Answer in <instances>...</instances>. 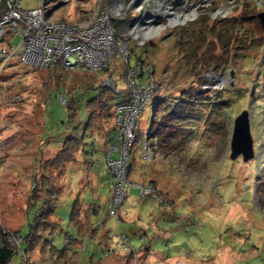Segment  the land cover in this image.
<instances>
[{"label": "rangeland", "instance_id": "1", "mask_svg": "<svg viewBox=\"0 0 264 264\" xmlns=\"http://www.w3.org/2000/svg\"><path fill=\"white\" fill-rule=\"evenodd\" d=\"M21 5L37 7L40 0H22ZM58 6L59 20L86 23L105 14L121 19L113 29L118 38L130 41L133 52L140 50L142 41L155 39L157 48L152 47L149 54L157 66L158 91L140 112L136 139L129 147L128 182L132 184L127 182V196L119 208L123 220L117 221L112 214L105 218L113 185H108L107 150L104 152L101 135L107 136L112 128L110 105L92 112L89 128L97 135H84L79 126L86 122L85 103L95 91H79L77 112L70 120L69 109L60 104L57 91L50 89V76L59 77V72L23 62L17 31L3 36L0 50L14 46L18 51L8 63L2 65L0 60V228L8 234L19 230L26 235L42 207L35 199L42 197L49 181L48 186L58 191L54 204L57 224L42 233L46 234L44 241L48 240L46 246L38 244L42 240L38 231L32 238L27 236L29 246L24 250L27 243L23 237V253L14 254L9 264L21 260L65 264L70 257H75V264H123L128 247L139 248L144 242L132 235V245H117L119 237L127 227L134 232L139 225L150 229L149 235H156L151 238L155 250L148 257L150 264H264V27L259 18H245L264 10V0H74ZM3 8L1 1L0 14ZM208 14L216 20L225 16L245 19L239 32L246 28L253 38L246 44L233 42L229 50H223L227 46L207 27L203 16ZM201 29L198 39L191 38L193 50H187L188 45L183 44L188 33ZM134 55L131 67L136 66ZM212 57L219 61L206 60ZM112 66L120 86L126 87L124 67L128 64L118 51ZM60 78L72 91L79 75L63 74ZM210 94L217 101L215 96L222 95L229 104L216 102L218 109H212L204 102ZM122 97L116 95L115 101ZM233 98L237 99L235 106ZM167 107L174 111L165 120L167 128L163 130L159 120L151 126L153 117L159 119ZM244 108L250 112L255 149V156L248 161L241 155L230 157L234 118ZM199 111L208 117L199 119ZM187 113L190 120L182 117ZM73 130L81 137L71 133ZM144 139L157 151L153 161L142 159ZM108 140L118 143L115 133L109 134ZM137 183L148 188L156 184V194L142 195ZM30 200L33 203L28 209ZM76 202L82 205L81 212L84 205L95 204L101 209L91 215L88 212L89 228L93 225L97 234L107 231L112 247L120 248L119 258L97 259L104 254L99 237L88 236L78 247L75 240L80 235L71 220ZM70 238H75L73 243H68Z\"/></svg>", "mask_w": 264, "mask_h": 264}, {"label": "built area", "instance_id": "2", "mask_svg": "<svg viewBox=\"0 0 264 264\" xmlns=\"http://www.w3.org/2000/svg\"><path fill=\"white\" fill-rule=\"evenodd\" d=\"M1 1L4 2V8L0 14V41L9 31H17L21 38L20 57L23 62L42 69L60 61L67 70L84 68L89 71H100L107 74L103 83L119 91V80L112 76V61L115 51H118L127 63L126 54L129 47L126 40L117 38L108 14L96 16L83 23L59 20L56 16L60 10L59 4H68L74 0H40L39 6L29 8L22 7V0ZM50 3L57 5L48 6ZM17 51L18 48L14 46L2 48L0 58L4 63L8 62ZM142 67L153 71V65L148 61L138 62L136 68ZM135 72L136 70L130 67L124 75L131 98L115 108L118 143L110 141L106 154L107 164L113 173L111 198L117 209L127 194V170L131 153L129 147L136 139L140 112L156 89L153 75L149 77L148 83L142 84L134 78ZM60 101L65 104L66 98L61 96ZM147 135L145 133V136ZM143 148L142 159L151 161L155 158V149L148 139H144ZM116 152L118 157L114 155ZM153 190V187L142 186L143 194ZM22 238L23 236L19 234H8V239L19 248ZM121 238L127 243L125 235H121Z\"/></svg>", "mask_w": 264, "mask_h": 264}, {"label": "trees", "instance_id": "3", "mask_svg": "<svg viewBox=\"0 0 264 264\" xmlns=\"http://www.w3.org/2000/svg\"><path fill=\"white\" fill-rule=\"evenodd\" d=\"M254 12H256V11H253L252 13H254ZM203 17L206 19V24H207V27L209 28V31L211 30L216 35H218L219 39L221 40V42L223 44V47H224V45H225V47L227 46V48H222L223 50H229V46H230V44H233V42L234 43L237 42L239 44H246L249 42L250 37L253 38V36L249 33V30H247L245 27L244 28L246 31L239 32V30H240L239 24H245L247 19L246 20L241 19V20L237 21V20L232 19V18L228 19V17L225 16L227 19L225 17H222V19L219 18L218 20H216V19L211 18L209 16V14H208V16H203ZM120 21H121V19H118V18L111 19L112 26L117 25ZM203 31L204 30L201 29L197 33H194L193 35L188 33V35H187L188 38L186 40V43L183 44V45H186V44L188 45L187 50L188 49L193 50L191 38H197L198 39L201 35V32H203ZM182 34L184 35L183 31H182ZM3 40L4 39L2 37V41ZM154 40L148 41L151 43V45H149L147 43V45L145 44L144 47L139 44L140 50L138 52H133L134 50L132 48H134V47H132L130 45V41H128L129 50L126 54V59L128 62L127 63L125 62V64H128V66L124 67L125 68L124 69V75L128 71V69L131 67L129 65L130 57L134 53L135 54L134 56L136 59V65L138 64V62L146 63L148 61L150 64L153 65V69H154V71H149L146 67H142V69H137L136 66L132 67L136 70V72L134 74V78L136 80H137V78H139L138 81H139V83H142V84L148 83L149 77L151 75H153L154 79L156 78L158 80L157 75H156L157 66L154 65L153 61L151 60L152 58L150 59L151 56L149 54L151 51V48L152 47L154 48L156 46L155 45L156 43L154 42ZM238 46H241V45H238ZM156 48H157V46L154 48V50H156ZM201 59H204V58H201ZM0 60H2V59H0ZM206 60L209 62L210 61H215V62L219 61L217 59H214V57H212L211 59H206ZM122 61H124V60L122 59ZM1 64L2 65L4 64V60H2ZM112 68H113V66H112ZM42 69H47L50 71H58L59 72V74H60L59 77L55 76L54 74H52L50 76L51 83L53 85V87H50V89H54L57 91L58 100H59L60 104L64 108L69 109V113L71 115L70 120H72V117L74 119V116L76 115V112H77L78 101L76 99V95L79 93V91L81 92V89L83 91H88V90H94L95 91V94L92 97L88 98V100L85 103L86 116H87L86 122H84V125L79 126V127H83L84 135L87 134L88 132H91L92 134L97 135V133H95L93 129L89 128V125L91 124L90 117L92 115V112L94 110H96L97 108L102 109V108H105L106 105H110L108 120L111 122L112 128L108 132L107 136H106V134L101 135V137L103 136L102 142H104V146H106L105 147L106 149L104 152H106V150H108L107 146L110 142L108 140L109 134L115 133V138L117 139L116 134L118 131H117V124H116V117H115V108L117 105H119L125 101L130 100V98H131L130 88L127 85H126V87L120 86L119 91H114L111 87L102 83L103 79L105 78L104 75L106 76L107 74H104L103 72H100V71H89V70H78V69L67 70L60 63V61H57L54 65H51L49 67H44ZM63 74L79 75L78 84H76L75 86L73 85L72 91H68L69 89L63 85L64 84V83H62L63 78H60ZM112 76H117L114 74L113 70H112ZM144 77L146 79L145 81L142 80V78H144ZM229 87H231V85L228 86V88ZM217 91H215V92H217ZM48 94H49V91L47 92V95L44 98V102H43L42 106H45L46 98L48 97ZM119 94H122L123 97L120 100L115 101V96L119 95ZM61 96H64L66 98L65 104H63L60 101ZM211 96L212 95L210 94L209 97H207V100L204 102H207L212 109H218L216 102L220 103L222 105L225 102L229 104V99L223 98L222 95L217 94V96H215V98H219L218 101H217V99H214V97H211ZM232 101H233V104L235 106L237 99L233 98ZM232 101H230L229 106H232ZM96 105H98L100 107H97ZM106 109H108V108H106ZM167 109H169V107L162 110L163 113L159 117V119L157 117H154V119L152 121V126H153L155 121L159 120V125L162 126L163 130H165L167 128L168 124L166 123L165 120L168 119L167 116H170L174 112L173 109H171V108L168 111H167ZM230 110H229V113L231 114ZM229 113H228V115L231 116ZM182 117H185L186 119H189V120L191 119V117L188 113ZM198 117H199V119H203V118H207L208 115H205V114H203L202 111H199ZM74 132L76 133L75 134L76 136H79L78 131L76 132L73 130L71 133L74 134ZM156 134H157V132H156ZM79 137H81V136H79ZM84 151H85V149H84ZM87 155H88V153L85 151V156L87 157ZM115 157H118L117 152H116ZM154 159H152L151 161H153ZM104 162L106 164L105 160H104ZM105 166H106L108 177L110 178V182L108 181L109 182L108 185L111 188V186L113 185V173H112V171H110V168L107 167V165H105ZM99 174H98V177H100ZM127 177H128V171H127ZM100 179H101V177H100ZM49 183H52V182L49 181ZM49 183H47V186H46L47 189L46 190L44 189V191L42 190L43 191V193L41 194L42 197H40L39 199H35V200L39 201V203L42 207L39 210H37L35 222L30 224L29 232L24 236L19 233V230L15 231V233H13V234H19L20 236L25 237V243H27V236H30L32 238V237L36 236V232L39 231L38 235L40 236L39 237L40 239L42 238V240L38 244H40L42 246L41 248H43V246H46V243L48 241L47 239H46V241H44V236L46 234L43 235L42 233L43 232L45 233L46 229H49V227L53 228V226L55 224H57L54 221V220H56V218L54 217V204H55V198L58 197V195H57L58 191H57V188L53 184L52 185L55 187V189H53L54 187L52 188L51 186H48ZM128 183L132 184L130 182H128ZM99 186H102V184H100V182H99ZM137 186H139L142 189L143 185L141 184V185H137ZM156 186L157 185L155 184V187H154L155 190L157 189ZM97 187L98 186H96V188ZM126 187H127V182H126ZM34 188L36 189V187H34ZM110 193L111 192L109 191V196L107 198L108 202L106 201V208H105V215L104 216L106 218L107 216L112 214L116 217L117 221L123 220V218L121 217V214L119 212V209H117L115 207V203L112 200ZM142 195H144L143 192H142ZM32 200H30L28 209L33 203ZM81 207H82V205L79 202H76V204L74 205V209H73V213H72V217H71V220L76 225L78 233L80 236L78 238H76V240H75V238H70L68 240V243H73V241L75 240V242H78V247H82V244L84 242V238H86L88 236L90 238L99 237L101 239V244H102L101 248L103 249L104 254L100 255L101 257L100 256L97 257V259L101 260L102 257H108V260L111 257L119 258L120 248H119V246L115 247V248L112 247L111 237L108 236L107 231L104 230L103 232H99L97 234L98 231L95 229V227L93 225L91 226V228H89L88 221H90V218L87 216L88 212H90V215H91L93 213H99L101 211V209L99 210V207L95 204H92L87 208L84 205L85 208H84V210L82 209V212H81ZM104 223H105V220H103L101 222V224H104ZM155 226L159 229H161L163 227V226L159 227L160 225H158V224H155ZM38 227H42L43 231H40ZM139 227L140 228H138V230L134 231V232L132 230H130L129 227H127L126 230H124V232L121 233L123 235H126V233H127L126 242L127 243L129 242L130 245H132L131 244V236L132 235H134L135 238L139 237L144 242V244H142V246H140L139 248H135L133 245H132L133 248L127 246L129 249L128 256H127L128 259H126V261L123 264H134L135 258L137 259L136 264H150L148 261V257H149V255H151L152 251L155 250L153 248V244H152L151 240L153 238H155L156 235L155 234L149 235L148 233H149L150 229H148L146 227H143V226L141 227L140 225H139ZM6 231L7 230H5L4 228H0V264H9V262L12 260V258L14 256V254L18 255V253H20V252L23 253V250L21 248L13 245V243L8 239V236H7L8 233ZM119 238H120L119 240L122 242L118 241L117 245L125 243L121 237H119ZM147 239H149V241L147 243H145V241ZM21 244H22V242H20V245ZM28 246H29V244L27 243V249H24V250H28ZM134 249H136V251H134ZM135 252L137 253V255ZM70 258L65 259L66 260L65 264H75V262H76L75 257H70ZM21 259H22V256H21ZM24 262L25 261L21 260L20 264H28L29 263L28 260H27V262H25V263ZM98 264H104V262L99 261Z\"/></svg>", "mask_w": 264, "mask_h": 264}, {"label": "water", "instance_id": "4", "mask_svg": "<svg viewBox=\"0 0 264 264\" xmlns=\"http://www.w3.org/2000/svg\"><path fill=\"white\" fill-rule=\"evenodd\" d=\"M245 18H259L261 25L264 27V10L246 16ZM230 148V157L232 159L242 155L243 160L248 161L255 156L253 136L251 133L250 112L247 108L241 110L234 118Z\"/></svg>", "mask_w": 264, "mask_h": 264}, {"label": "clouds", "instance_id": "5", "mask_svg": "<svg viewBox=\"0 0 264 264\" xmlns=\"http://www.w3.org/2000/svg\"><path fill=\"white\" fill-rule=\"evenodd\" d=\"M61 6V5H60ZM260 11H262V10H260ZM117 35V34H116ZM118 37V36H117ZM128 42V41H127ZM145 42V43H144ZM137 43H139V42H137ZM148 43V41L146 42V41H142V43H139L140 45H145V44H147ZM128 47H129V45H128ZM1 59V58H0ZM11 60V59H10ZM9 60V61H10ZM8 61V62H9ZM8 62H5L4 64H6V63H8ZM83 69V68H82ZM87 70V69H86ZM153 71H154V69H153ZM116 77V76H115ZM117 78V77H116ZM154 78V77H153ZM118 79V78H117ZM104 80V79H103ZM119 80V79H118ZM154 81L156 82V89L154 90V92H153V94H152V97L154 96V93L156 92V91H158V85H159V83H158V80L155 78L154 79ZM124 82H125V80H124ZM137 82H139V81H137ZM103 83V82H102ZM119 83H120V81H119ZM119 86H120V84H119ZM115 91V90H114ZM157 93V92H156ZM151 97V98H152ZM150 98V99H151ZM149 99V100H150ZM126 102V101H125ZM146 104V103H145ZM143 108H144V106H143ZM115 117H116V113H115ZM154 118V117H153ZM153 121V120H152ZM152 126V125H151ZM147 133V132H146ZM147 136H149V139H150V134L149 135H147ZM148 139V140H149ZM117 140V139H116ZM151 140V139H150ZM110 143V142H109ZM155 149V148H154ZM155 152H156V156H157V151L155 150ZM106 154H107V152H106ZM131 154V153H130ZM156 156H155V158H156ZM242 156V155H241ZM243 157V156H242ZM129 159H130V157H129ZM154 159V158H153ZM106 161H107V159H106ZM108 165V164H107ZM129 165H130V162H129ZM109 167V166H108ZM129 168V167H128ZM128 171V170H127ZM127 182H128V177H127ZM137 184H139V185H141L140 183H137ZM136 184V185H137ZM144 187L146 186V185H143ZM151 187V186H150ZM156 190L154 189L153 191H151V192H149V193H155L156 194ZM146 194H148V193H146ZM126 196H127V194H126ZM125 200V199H124ZM124 202V201H123ZM123 202L121 203V205L123 204ZM120 205V206H121ZM120 208V207H119ZM121 235H123V234H121ZM126 237H127V235H125ZM121 237V236H120Z\"/></svg>", "mask_w": 264, "mask_h": 264}, {"label": "crops", "instance_id": "6", "mask_svg": "<svg viewBox=\"0 0 264 264\" xmlns=\"http://www.w3.org/2000/svg\"><path fill=\"white\" fill-rule=\"evenodd\" d=\"M96 169H98V167H96ZM99 180V181H98ZM110 182V178L108 177L107 179ZM97 182H101V179L98 177V179L96 180ZM98 189H99V183H97ZM113 258V257H112Z\"/></svg>", "mask_w": 264, "mask_h": 264}]
</instances>
